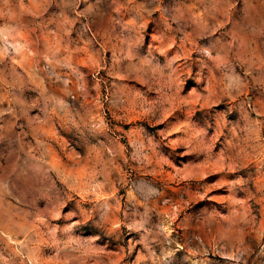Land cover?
I'll list each match as a JSON object with an SVG mask.
<instances>
[{
    "label": "rangeland",
    "instance_id": "rangeland-1",
    "mask_svg": "<svg viewBox=\"0 0 264 264\" xmlns=\"http://www.w3.org/2000/svg\"><path fill=\"white\" fill-rule=\"evenodd\" d=\"M0 264H264V0H0Z\"/></svg>",
    "mask_w": 264,
    "mask_h": 264
}]
</instances>
